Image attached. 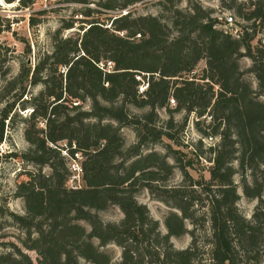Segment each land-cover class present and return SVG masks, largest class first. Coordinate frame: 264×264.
Here are the masks:
<instances>
[{"label":"trees","instance_id":"1","mask_svg":"<svg viewBox=\"0 0 264 264\" xmlns=\"http://www.w3.org/2000/svg\"><path fill=\"white\" fill-rule=\"evenodd\" d=\"M5 1H18L24 8L35 2ZM70 1L99 8L85 6L84 14L92 19L63 24L51 53L40 56L34 67L22 64L8 87L17 91L0 108L1 145L19 112L32 107L25 130L31 147L22 156L38 167L16 188L25 213H10L26 231L24 249L14 246L0 253V264H35L25 250L38 254L37 264H111L113 255L103 249L109 244L122 249L117 264H264V44L253 45L257 26L264 29V0H234L238 14L254 22L253 27L237 23L243 30L240 37L198 0L188 1L189 10L168 0L174 8L171 25L159 15H134L131 7L139 0ZM109 11L118 14L96 16ZM76 22L83 23L81 32L62 35V29L74 28ZM243 56L252 61L248 71L257 89L245 78ZM201 60L206 67L194 75ZM107 62L113 63L111 71L100 67ZM28 85L42 88L24 99ZM87 100L91 108L82 109ZM131 105L149 110L138 115L131 113ZM159 109L170 113L165 126L159 125ZM183 111L182 129L191 114L210 117L212 130L204 131L214 139L209 179L194 178L171 143L164 153L151 147L164 139L181 145L172 129L174 113ZM124 126L136 133L129 146ZM62 142L70 152L75 144L85 155L79 189L68 186ZM8 156L0 151V164ZM176 168L184 180L170 184ZM238 173L243 193L258 199L250 218L238 205ZM142 188L172 208L165 217L166 233L138 200ZM114 205L123 218L103 221L97 211ZM201 229L206 231L203 242L197 234ZM186 233L192 242L176 248L171 238Z\"/></svg>","mask_w":264,"mask_h":264},{"label":"rangeland","instance_id":"2","mask_svg":"<svg viewBox=\"0 0 264 264\" xmlns=\"http://www.w3.org/2000/svg\"><path fill=\"white\" fill-rule=\"evenodd\" d=\"M176 3L177 7L182 10H189V0H182ZM202 5L213 11L214 17L224 19L226 15L233 16L237 23L245 24L253 27V21H247L238 14V9L234 0H198ZM239 2H248L249 0H238ZM0 6V23L3 25L0 32V64L2 74L4 77V86L0 90V108L4 106L6 101L13 99L14 93L17 91H9V83L14 77L18 75L21 66L24 62L34 67L37 59L45 53H51L54 50V36L56 32L62 28L63 24L77 19H92L84 14L85 6H92L99 8L94 4L86 5L75 3L70 0H35L28 8H24L21 3L17 1L2 3ZM134 15H159L163 20L171 25L174 18L173 4L168 0H139L131 7ZM118 14L116 11H109L106 14H96L100 17H112ZM10 15L11 18H8ZM31 19H35V25L31 24ZM15 24V29L12 28L11 23ZM82 22H76L74 28L62 29L61 33L64 36H72L81 32L80 26ZM87 25V23L85 24ZM264 44V29L258 25L256 29V38L253 45ZM241 66L245 72V78L252 82L253 87L257 89L258 83L253 73L248 71L252 65L250 58L243 56L240 59ZM206 67V60H201L194 75L203 73ZM42 87L31 86L27 87V94L24 99L30 98L33 93H37ZM264 100V96L261 97ZM171 107H175L172 103ZM91 108V101L87 100L82 103V109L89 110ZM131 113L142 115L149 110L148 107L137 108L130 106ZM19 111V110H18ZM32 112L30 106L25 111H20L19 116L16 117L15 123L7 128L5 141L0 145V151L4 154L10 155L6 157L0 164V253L14 250V246H19L24 249L22 241L26 238V231L21 228L11 217L10 213L15 212L19 214L25 213V202L21 197L15 195L17 185L29 178V173L37 170V166L26 160L22 154L27 152L31 144L25 138V130L29 127L28 121ZM161 121L159 125L165 126V122L169 119L170 113L166 109H159ZM174 118L177 124L172 129L176 137V141L181 145L175 144L173 141L164 139V142L152 145L151 147L159 152H166V143H171L175 148L180 149L179 157L183 160V164L187 165L188 171L194 178L204 176L206 179L210 178L209 167L212 163L209 161L213 156L210 151V145L214 141L207 139L204 131L212 130L209 127V117L198 118L197 115L191 114L185 126L182 129L181 125L186 120V113L175 112ZM200 120V124H197ZM43 126V123H41ZM44 127V126H43ZM122 134L125 138L126 145L129 146L136 141V133L132 126H124ZM202 146H199V142ZM65 147V142L61 143ZM84 161L85 155L82 153ZM172 161V159H170ZM235 165L238 166L237 162ZM43 171L47 174L51 172L49 166H45ZM247 179H250L249 171L246 173ZM184 180V175L179 168H176L170 180V184H181ZM235 181L240 185L239 192L241 199L238 203L241 211L247 216L251 217L258 199H250L242 189V175L236 174ZM137 198L141 203L146 204L151 212V215L159 220L160 229L166 233L165 217L172 210L170 206L164 202L157 200L147 188H142L137 193ZM264 198V192H263ZM100 217L105 222H119L124 214L118 206H110L106 210L97 211ZM189 229L193 225L187 221ZM89 229V226H88ZM198 238L200 242L204 241L206 231L198 230ZM174 246L179 249L187 248L192 242V235L186 233L183 236L171 238ZM103 249L113 255L111 264H117L121 259L122 249L116 244H109ZM30 254L35 264H37L38 254L32 250H25Z\"/></svg>","mask_w":264,"mask_h":264},{"label":"built area","instance_id":"3","mask_svg":"<svg viewBox=\"0 0 264 264\" xmlns=\"http://www.w3.org/2000/svg\"><path fill=\"white\" fill-rule=\"evenodd\" d=\"M2 1L0 0V6H3ZM18 2V1H17ZM125 12V11H124ZM8 18H11L8 15ZM226 29L231 32L233 35L240 37L243 35V30L240 25L237 24V21L233 16L226 15L224 18ZM15 24L12 22V28L15 29ZM100 67L104 70L111 71L113 69V63L107 62L106 64L100 63ZM0 85H1V76H0ZM146 88L145 85L141 87V91ZM210 118V117H209ZM210 140H214L213 138H209ZM73 151L70 152L67 146L62 150V156L67 159V165L70 171L68 186L72 189H79L84 185V164L82 159L81 151L76 150V145H72Z\"/></svg>","mask_w":264,"mask_h":264},{"label":"bare ground","instance_id":"4","mask_svg":"<svg viewBox=\"0 0 264 264\" xmlns=\"http://www.w3.org/2000/svg\"><path fill=\"white\" fill-rule=\"evenodd\" d=\"M2 3H4V1H2Z\"/></svg>","mask_w":264,"mask_h":264}]
</instances>
